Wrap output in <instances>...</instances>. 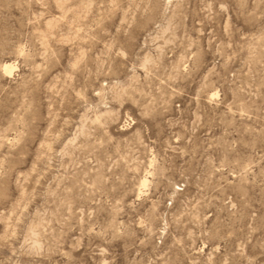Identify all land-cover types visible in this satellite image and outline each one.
Listing matches in <instances>:
<instances>
[{"label":"rangeland","instance_id":"374dc122","mask_svg":"<svg viewBox=\"0 0 264 264\" xmlns=\"http://www.w3.org/2000/svg\"><path fill=\"white\" fill-rule=\"evenodd\" d=\"M0 264H264V0H0Z\"/></svg>","mask_w":264,"mask_h":264},{"label":"bare ground","instance_id":"6f19581e","mask_svg":"<svg viewBox=\"0 0 264 264\" xmlns=\"http://www.w3.org/2000/svg\"><path fill=\"white\" fill-rule=\"evenodd\" d=\"M3 70H4L5 73L9 74L10 73V70H11V67H8L7 71L5 70V67H4Z\"/></svg>","mask_w":264,"mask_h":264},{"label":"snow or ice","instance_id":"6c2138e0","mask_svg":"<svg viewBox=\"0 0 264 264\" xmlns=\"http://www.w3.org/2000/svg\"><path fill=\"white\" fill-rule=\"evenodd\" d=\"M4 67H5V70L7 71V69H8V67H9V65H5Z\"/></svg>","mask_w":264,"mask_h":264}]
</instances>
